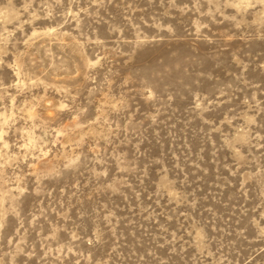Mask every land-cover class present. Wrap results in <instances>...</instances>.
<instances>
[{
    "label": "rangeland",
    "instance_id": "obj_1",
    "mask_svg": "<svg viewBox=\"0 0 264 264\" xmlns=\"http://www.w3.org/2000/svg\"><path fill=\"white\" fill-rule=\"evenodd\" d=\"M0 264H264V0H0Z\"/></svg>",
    "mask_w": 264,
    "mask_h": 264
}]
</instances>
